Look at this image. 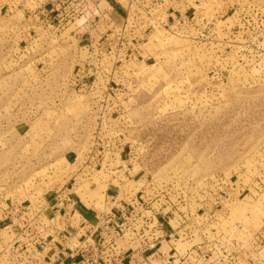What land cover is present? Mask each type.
Masks as SVG:
<instances>
[{
    "label": "rangeland",
    "instance_id": "obj_1",
    "mask_svg": "<svg viewBox=\"0 0 264 264\" xmlns=\"http://www.w3.org/2000/svg\"><path fill=\"white\" fill-rule=\"evenodd\" d=\"M121 1L128 20L97 39L61 27L28 44L33 14L0 0L1 205L197 191L263 255L264 0Z\"/></svg>",
    "mask_w": 264,
    "mask_h": 264
},
{
    "label": "crops",
    "instance_id": "obj_2",
    "mask_svg": "<svg viewBox=\"0 0 264 264\" xmlns=\"http://www.w3.org/2000/svg\"><path fill=\"white\" fill-rule=\"evenodd\" d=\"M3 2L5 13L19 8L33 14L37 25L23 28L22 40L28 44L38 39L36 31L40 36L61 27L75 36L87 29L85 38L97 39L105 32L103 20L111 21L110 27L118 26L130 16L121 0ZM45 17L56 23L46 24ZM168 194L179 199L172 203ZM198 195L191 191L192 197ZM186 197L183 191H124L111 184L102 208L85 203L82 193L68 190L57 191L38 212L2 204L0 264H84L87 258L111 252L126 256L125 264H262V250L244 249L241 226L220 224L222 207Z\"/></svg>",
    "mask_w": 264,
    "mask_h": 264
},
{
    "label": "built area",
    "instance_id": "obj_3",
    "mask_svg": "<svg viewBox=\"0 0 264 264\" xmlns=\"http://www.w3.org/2000/svg\"><path fill=\"white\" fill-rule=\"evenodd\" d=\"M1 205V203H0ZM17 210H20V211H27V208L28 207H15ZM43 246V245H41ZM156 246V243H153L150 245V248H155ZM116 255V256H113ZM113 258H117V261L114 262L112 260H114ZM126 256L122 255V254H115V253H108V254H101L100 255H97L95 257H92V258H87L86 260H84V264H125V261H126Z\"/></svg>",
    "mask_w": 264,
    "mask_h": 264
}]
</instances>
